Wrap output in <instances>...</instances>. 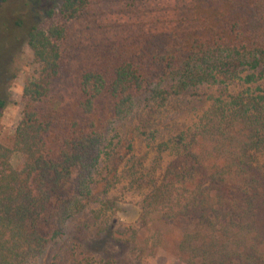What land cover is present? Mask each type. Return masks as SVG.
<instances>
[{"label": "trees", "instance_id": "16d2710c", "mask_svg": "<svg viewBox=\"0 0 264 264\" xmlns=\"http://www.w3.org/2000/svg\"><path fill=\"white\" fill-rule=\"evenodd\" d=\"M222 1L226 11L201 34L180 25L127 31L94 43L73 67L59 42L86 0L46 1L25 31L37 68L22 86L11 144L0 143V264H33L67 220L98 201L104 143L140 100L162 106L223 82L236 65L264 72V0ZM5 104L0 97V112ZM173 148L142 206L145 236L128 237L137 255L153 256L162 225L186 218L193 227L177 242L178 264H264V168L253 160L264 152V89L213 100Z\"/></svg>", "mask_w": 264, "mask_h": 264}, {"label": "rangeland", "instance_id": "374dc122", "mask_svg": "<svg viewBox=\"0 0 264 264\" xmlns=\"http://www.w3.org/2000/svg\"><path fill=\"white\" fill-rule=\"evenodd\" d=\"M46 1L0 0V97L6 102L0 112L3 145L11 144L22 110V86L27 75L37 68L25 31L43 19ZM222 2L86 0L85 15L65 22L59 43L73 67L90 54L94 43L127 31L180 25L201 34L226 11ZM232 69L225 80L221 78L223 82L188 88L184 94L167 98L162 106L140 100L132 113L109 132L110 143H104L95 176L99 179L94 189L98 201L87 204L67 220L62 235L49 240L33 264H178L176 245L182 233L193 227L192 221L174 219L162 225L161 245L151 257L138 256L136 245L128 237L131 231L137 233L136 239L145 236L140 219L142 206L172 159L176 138L194 126L213 100L225 101L235 94L264 89V72L260 68L251 70L241 64ZM251 73L255 80L244 82V76ZM21 160L20 154L12 153V166ZM113 160H117L114 170ZM253 160L264 168V152L253 154Z\"/></svg>", "mask_w": 264, "mask_h": 264}]
</instances>
